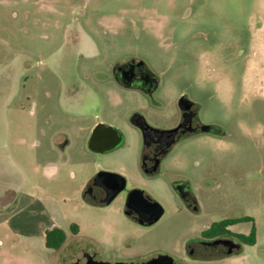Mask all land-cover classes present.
<instances>
[{
  "label": "rangeland",
  "instance_id": "obj_1",
  "mask_svg": "<svg viewBox=\"0 0 264 264\" xmlns=\"http://www.w3.org/2000/svg\"><path fill=\"white\" fill-rule=\"evenodd\" d=\"M127 56L159 76L160 99L184 87L215 89L212 115L229 135L209 147L201 138L178 144L160 172L146 173L141 133L129 119L139 111L165 126L169 118L147 95L109 78L113 64ZM0 93V121L11 140L24 139L19 157L18 145L9 142L21 189L41 200L65 237L54 249L43 237L22 235L36 232L46 216L40 208L37 215L21 212L20 237L0 225V264H72L78 246L89 243L109 262L160 253L178 259L183 241L220 212L252 217L232 228L247 234L254 223L255 243L233 256L189 263L264 264V0H0ZM95 114L114 119L124 136L120 145L103 153L87 148L79 127ZM40 128L57 137L66 131L71 139L67 160L52 174L36 159ZM100 169L146 188L165 209L161 219L142 227L124 216L119 201L82 202L83 183ZM179 177L192 181L199 215L179 209L171 187Z\"/></svg>",
  "mask_w": 264,
  "mask_h": 264
},
{
  "label": "flooded vegetation",
  "instance_id": "obj_2",
  "mask_svg": "<svg viewBox=\"0 0 264 264\" xmlns=\"http://www.w3.org/2000/svg\"><path fill=\"white\" fill-rule=\"evenodd\" d=\"M109 78L122 88L137 90L147 95L155 111H165L168 114L169 123L165 126L150 123L139 111L133 113L129 119L130 123L141 133L143 140L142 167L146 173L154 175L160 172L163 161L178 144L194 138H201L203 145L209 147L211 141L216 137L229 135L212 115L216 96L215 89L202 92L199 89L184 87L177 89L173 95L169 96V99H160L155 94L160 87L161 79L148 68L143 60L132 56H127L114 63ZM167 102L170 105L169 110ZM207 102H209L208 105ZM114 128L123 141L124 136L121 129ZM98 139L100 142L106 143L113 140L114 135L112 131L101 129ZM98 172L99 170L92 173L83 183L79 193L82 202L95 207H106L119 201L124 216L142 227L153 225L164 215L163 205L154 199L146 188L139 185L128 186L126 178L117 172L115 174ZM171 187L179 209H184L194 215L201 213L200 200L189 178H176L171 182ZM159 205L162 206L163 213L157 220H154L155 213L160 208ZM241 217L243 216L234 217L231 212L213 214L210 222L199 229L197 236L183 241L179 248L183 257H178V259L170 254L160 253L145 260L109 262L102 259L94 246L89 243L78 246L80 256L72 264H113L115 262L140 264L159 255L171 256L176 264H192L189 261L233 256L241 252L243 245L248 244L239 236L244 233L234 231L232 225L245 221L227 223V220ZM77 232L72 233L76 234ZM238 244H241L240 249H237Z\"/></svg>",
  "mask_w": 264,
  "mask_h": 264
},
{
  "label": "crops",
  "instance_id": "obj_3",
  "mask_svg": "<svg viewBox=\"0 0 264 264\" xmlns=\"http://www.w3.org/2000/svg\"><path fill=\"white\" fill-rule=\"evenodd\" d=\"M1 96L2 93H0V98ZM1 108L2 106H0V109ZM96 115L97 114H95V116ZM99 118V116H96L94 120L85 126L79 127V131L87 132L85 135V141L87 145L92 129L99 122L120 129V127L115 124L113 118L111 121L99 120ZM47 130L48 129L45 130L44 128L38 129V136L36 137L37 139L34 145L38 147V150L41 149V152H37L35 155L36 159L40 160V157H42L45 160L43 162L44 168L48 174H52L54 166L57 165L58 162H65L67 160V150L71 146V139L69 138V135L66 131L59 132V136L57 137L56 134H47ZM12 138L13 139L11 140L9 136V126L3 120H1L0 181L2 187L0 189V225L6 224L8 230H10L12 234L20 237V213L25 211L28 212V214L31 213L33 215L40 213L45 215L46 219L37 220L38 230L36 232L22 231V235L29 237H43L45 242L46 230L58 225L56 224L54 218L50 216L46 206H42L41 200L37 196L27 193L21 189L23 179L20 180V166L17 165V162L15 161V156L13 155L14 152L12 147H9V142L12 141L14 144L18 145L15 153L18 155L20 153L19 146L20 144H23L24 139L20 138V136H15ZM87 148L89 149L88 146ZM35 208H40L38 213L34 210Z\"/></svg>",
  "mask_w": 264,
  "mask_h": 264
},
{
  "label": "water",
  "instance_id": "obj_4",
  "mask_svg": "<svg viewBox=\"0 0 264 264\" xmlns=\"http://www.w3.org/2000/svg\"><path fill=\"white\" fill-rule=\"evenodd\" d=\"M101 129H106L109 131H112L114 135V139L109 142H100L98 139V134ZM122 141V137L118 135L117 130L109 125H105L103 123H98L90 136L88 147L94 152L103 153L109 150H112L113 148L117 147ZM98 173L101 174H115V172L108 171V170H99ZM160 208L157 209L155 213L154 220H157L163 213V208L161 205H159ZM241 244L237 245V249H240ZM113 264H133V263H126V262H115ZM140 264H176V262L173 260L171 256L168 255H159L156 258L150 259L146 262L140 263Z\"/></svg>",
  "mask_w": 264,
  "mask_h": 264
},
{
  "label": "trees",
  "instance_id": "obj_5",
  "mask_svg": "<svg viewBox=\"0 0 264 264\" xmlns=\"http://www.w3.org/2000/svg\"><path fill=\"white\" fill-rule=\"evenodd\" d=\"M236 221H252L253 218L249 216H243L241 218H234L227 220V223H234ZM224 224V223H222ZM71 231L72 232H77V226L75 224L71 225ZM241 239L248 245H253L256 241V229L254 223L252 224V228L247 234H240L239 235ZM64 232L63 230L55 226L51 229L46 230L45 232V245L48 248H54L57 249L59 248L63 243H64Z\"/></svg>",
  "mask_w": 264,
  "mask_h": 264
}]
</instances>
